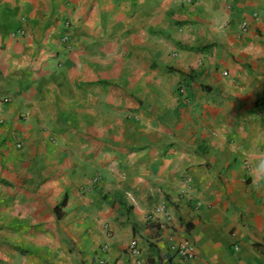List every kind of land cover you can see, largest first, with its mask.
<instances>
[{
    "label": "crops",
    "instance_id": "obj_1",
    "mask_svg": "<svg viewBox=\"0 0 264 264\" xmlns=\"http://www.w3.org/2000/svg\"><path fill=\"white\" fill-rule=\"evenodd\" d=\"M261 161L264 0H0V264H264Z\"/></svg>",
    "mask_w": 264,
    "mask_h": 264
},
{
    "label": "built area",
    "instance_id": "obj_2",
    "mask_svg": "<svg viewBox=\"0 0 264 264\" xmlns=\"http://www.w3.org/2000/svg\"><path fill=\"white\" fill-rule=\"evenodd\" d=\"M187 1L192 2L193 0H187ZM66 24L70 25L69 21H67ZM241 28H242V31L245 32L247 28V24L246 23L241 24ZM26 34H27V30L23 27H19L13 32L12 35L15 37H23ZM62 42L66 46L67 49L74 48V44L72 43V37L69 33H64L62 35ZM228 74L229 73L227 71L224 72V75H228ZM178 90L181 94H184L186 92L184 86H179ZM17 145L19 147L23 146L21 142H18ZM100 182H101V176L97 172H93V174L91 175V184L89 185V188L98 185ZM148 217L154 221H159L161 219L163 220L164 223H171L173 221V215L169 211L167 204L164 202L157 203L151 210ZM235 246L238 248L237 244ZM107 247H108V244H105L104 248H107ZM170 248L173 251H175L181 258H185V259L193 258L196 252L195 251L196 246L189 238H183L181 241L176 242V243L172 242L170 244ZM128 250L131 255L137 256L140 254L138 238H133L130 241ZM99 264H105V259H100ZM136 264H149V263L144 262L141 258L138 257L136 259Z\"/></svg>",
    "mask_w": 264,
    "mask_h": 264
},
{
    "label": "clouds",
    "instance_id": "obj_3",
    "mask_svg": "<svg viewBox=\"0 0 264 264\" xmlns=\"http://www.w3.org/2000/svg\"><path fill=\"white\" fill-rule=\"evenodd\" d=\"M260 169H264V161H261V163H260ZM259 179H264V175H261L259 177ZM257 184H258V178L254 174L253 185H257Z\"/></svg>",
    "mask_w": 264,
    "mask_h": 264
}]
</instances>
